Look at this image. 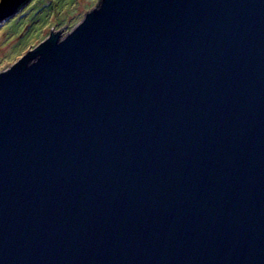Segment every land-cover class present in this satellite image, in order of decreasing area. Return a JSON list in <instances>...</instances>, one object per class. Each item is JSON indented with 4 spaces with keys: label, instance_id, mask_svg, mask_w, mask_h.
Segmentation results:
<instances>
[{
    "label": "water",
    "instance_id": "water-1",
    "mask_svg": "<svg viewBox=\"0 0 264 264\" xmlns=\"http://www.w3.org/2000/svg\"><path fill=\"white\" fill-rule=\"evenodd\" d=\"M63 28L0 71V264H264V0Z\"/></svg>",
    "mask_w": 264,
    "mask_h": 264
},
{
    "label": "rangeland",
    "instance_id": "rangeland-1",
    "mask_svg": "<svg viewBox=\"0 0 264 264\" xmlns=\"http://www.w3.org/2000/svg\"><path fill=\"white\" fill-rule=\"evenodd\" d=\"M98 0H29L14 16L0 22V71L7 69L27 50L37 46L50 33L72 30L93 9ZM79 17L75 24L68 19ZM44 29V30H43ZM41 33V38L37 36Z\"/></svg>",
    "mask_w": 264,
    "mask_h": 264
},
{
    "label": "trees",
    "instance_id": "trees-1",
    "mask_svg": "<svg viewBox=\"0 0 264 264\" xmlns=\"http://www.w3.org/2000/svg\"><path fill=\"white\" fill-rule=\"evenodd\" d=\"M78 19H79V17H77L75 19H68V22L72 25V24H75L78 21ZM45 28H53V25H50L49 27H45ZM41 37L42 36H41V33H40L39 36H37V39H40Z\"/></svg>",
    "mask_w": 264,
    "mask_h": 264
}]
</instances>
